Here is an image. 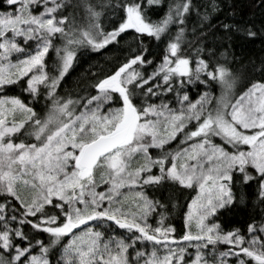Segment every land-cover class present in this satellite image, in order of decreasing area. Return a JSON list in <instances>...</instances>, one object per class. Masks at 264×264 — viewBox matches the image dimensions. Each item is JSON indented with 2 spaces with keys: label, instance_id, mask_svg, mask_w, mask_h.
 Segmentation results:
<instances>
[{
  "label": "snow or ice",
  "instance_id": "1",
  "mask_svg": "<svg viewBox=\"0 0 264 264\" xmlns=\"http://www.w3.org/2000/svg\"><path fill=\"white\" fill-rule=\"evenodd\" d=\"M0 6V264H264V211L245 231L219 222L249 196L264 206V68L237 95L228 61L232 35L251 27L221 24L220 52L188 32L193 0H116L108 25L107 6L85 3L87 27L72 0ZM127 35L94 94L61 95L78 50ZM146 38L163 46L159 62ZM14 86L31 100L7 95ZM147 189L196 191L179 237L172 194Z\"/></svg>",
  "mask_w": 264,
  "mask_h": 264
},
{
  "label": "trees",
  "instance_id": "2",
  "mask_svg": "<svg viewBox=\"0 0 264 264\" xmlns=\"http://www.w3.org/2000/svg\"><path fill=\"white\" fill-rule=\"evenodd\" d=\"M72 3L77 5V7L71 9L76 16L77 24L87 27L89 21L83 7L85 3L96 6L97 10H100L101 6H107L105 8V16L101 19L104 25H108L110 18L108 12L111 5L116 3V0H72ZM212 3L213 0H193L194 7L188 24V32L191 33L193 28L201 31L206 37L204 43L209 47L219 48L220 52L225 50L222 45L226 46L228 42L223 38L224 30L220 28L223 23L245 25L251 27L257 33L252 38L234 33L230 41L231 47L228 61L233 72L239 77L236 88V94L238 95L246 89L250 82L262 80L260 69L264 68V3H262V0H214L215 10H212L210 6ZM5 8L6 6H0V11H4ZM166 8L167 3L160 7L158 13L153 15V19H159L160 16H163ZM205 15L207 19H204ZM130 43L131 35H127L120 40L119 44L109 45L106 49L93 51L90 48H81L78 50L73 68L62 82L61 95L70 94L73 97H77L88 93L94 94V90L90 85L103 75L113 72L124 62L129 54ZM145 44L148 45L152 52L149 59L159 62L163 46H157V42L149 41L147 38L145 39ZM50 55L53 58L55 57L54 52L50 53ZM148 71H151V69L149 68ZM203 90L202 86L193 87L190 95L195 98L197 92ZM213 90L219 95L218 85H214ZM7 95L19 96L26 101L31 100L28 94L23 92L19 86L10 88ZM155 102L159 103L160 101L155 100ZM44 106L45 100L43 98L34 104L37 111H43ZM175 146V142H173L172 147ZM146 191L150 196L155 195L157 199L164 200L166 203L168 202V196L172 194V203H175L176 207L172 208L171 204H169L166 223L176 227V235L179 237L185 230L184 218L188 210L187 205L195 197L196 191L189 189H169L168 191L155 192L152 189H147ZM262 211H264V206L255 205L251 196H249L245 204L237 205L230 211L225 212L220 217L219 222L225 229L240 228L245 231L248 224L252 223L253 220L257 223L260 221ZM116 231L119 233L123 230L117 228Z\"/></svg>",
  "mask_w": 264,
  "mask_h": 264
},
{
  "label": "rangeland",
  "instance_id": "3",
  "mask_svg": "<svg viewBox=\"0 0 264 264\" xmlns=\"http://www.w3.org/2000/svg\"><path fill=\"white\" fill-rule=\"evenodd\" d=\"M101 5H103V3H101ZM32 47H34V44L32 45ZM216 141L217 142H221L220 140H219V138H216ZM197 194V193H196ZM196 196V195H195ZM188 211V210H187ZM190 251H194V249H190Z\"/></svg>",
  "mask_w": 264,
  "mask_h": 264
}]
</instances>
